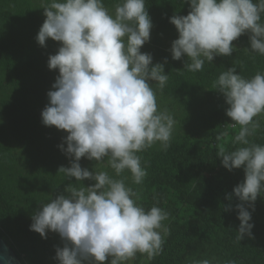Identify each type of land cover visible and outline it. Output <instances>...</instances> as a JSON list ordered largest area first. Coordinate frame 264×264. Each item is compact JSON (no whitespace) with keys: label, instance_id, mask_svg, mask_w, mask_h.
Listing matches in <instances>:
<instances>
[{"label":"clouds","instance_id":"1","mask_svg":"<svg viewBox=\"0 0 264 264\" xmlns=\"http://www.w3.org/2000/svg\"><path fill=\"white\" fill-rule=\"evenodd\" d=\"M183 2L190 6L188 14L170 17L178 31L170 52L173 60L187 57V71H202L217 56L230 57L236 51L233 41L245 34L250 42L246 50L264 56V0ZM41 7L46 19L38 44L46 46L50 38L61 45L48 58V68L58 69L59 75L55 90L47 93L42 123L68 133L67 147H59L70 167L58 171L82 184L68 183L63 193L42 203L30 230L44 239L48 231L59 234L64 245L56 248L58 264H126L137 253L152 259L163 250L168 213L155 204L146 210L123 174L130 173L133 185L143 184L147 171L139 154L157 144L167 151L176 120L159 109L152 87L155 82L162 92L166 86L164 64H153L152 54L141 52L153 27L145 0H116L114 11L104 0H42ZM212 88L223 94L232 127L239 126L232 140L238 146L221 148L218 156L229 171H244V180L233 189L240 201L235 207L237 239L242 240L253 235L248 208L255 211V201L264 193V145L249 139L264 127V72L245 78L234 64ZM81 158L97 164L107 159L114 175L82 167ZM85 180L95 183L85 186Z\"/></svg>","mask_w":264,"mask_h":264},{"label":"trees","instance_id":"2","mask_svg":"<svg viewBox=\"0 0 264 264\" xmlns=\"http://www.w3.org/2000/svg\"><path fill=\"white\" fill-rule=\"evenodd\" d=\"M115 2L104 0L112 11ZM41 4L42 0H0V236L22 264H58L56 248L64 241L58 233L48 231L44 239L31 231V217L68 183L82 184L58 171L70 167L59 147H67L68 133L42 123L47 93L55 90L52 85L59 75L58 69L48 68V58L61 45L49 38L41 46L36 40L46 19ZM145 5L153 27L141 52L151 53L153 64H164L166 86L162 92L155 82L152 87L159 109L172 113L176 124L167 151L157 144L139 154L147 171L142 185H133L130 173L123 174L146 210L155 204L168 213L162 252L152 259L137 253L131 264H197L204 259L210 264H264V193L257 197L255 211L248 208L252 237L237 239L240 221L235 206L240 201L233 189L244 180V171L224 168L218 153L238 146L232 140L239 126L232 127L223 94L212 88L219 74L234 64L245 78L264 72V56L246 50L250 42L245 34L233 41L236 51L230 57L217 56L212 63L206 61L202 71L189 72L184 68L187 57L173 60L170 52L178 38L170 17L187 15L189 4L145 0ZM260 119L264 124V116ZM249 139L264 145V127ZM80 164L114 175L107 159L97 164L81 158ZM93 183L83 181L85 186Z\"/></svg>","mask_w":264,"mask_h":264},{"label":"water","instance_id":"3","mask_svg":"<svg viewBox=\"0 0 264 264\" xmlns=\"http://www.w3.org/2000/svg\"><path fill=\"white\" fill-rule=\"evenodd\" d=\"M0 264H22L15 252L0 236Z\"/></svg>","mask_w":264,"mask_h":264},{"label":"rangeland","instance_id":"4","mask_svg":"<svg viewBox=\"0 0 264 264\" xmlns=\"http://www.w3.org/2000/svg\"><path fill=\"white\" fill-rule=\"evenodd\" d=\"M126 264H131V261H127Z\"/></svg>","mask_w":264,"mask_h":264}]
</instances>
